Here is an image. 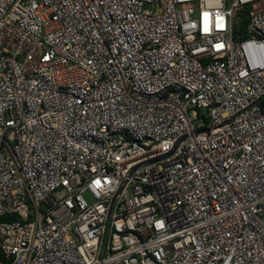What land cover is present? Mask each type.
I'll return each mask as SVG.
<instances>
[{
    "label": "built area",
    "instance_id": "2783aa9c",
    "mask_svg": "<svg viewBox=\"0 0 264 264\" xmlns=\"http://www.w3.org/2000/svg\"><path fill=\"white\" fill-rule=\"evenodd\" d=\"M263 97L264 0H0V253L264 264Z\"/></svg>",
    "mask_w": 264,
    "mask_h": 264
},
{
    "label": "trees",
    "instance_id": "16d2710c",
    "mask_svg": "<svg viewBox=\"0 0 264 264\" xmlns=\"http://www.w3.org/2000/svg\"><path fill=\"white\" fill-rule=\"evenodd\" d=\"M243 26H244L243 24H242V26H240V30L243 29ZM259 107H260L261 113L264 115V99L259 103ZM15 220H17V217L12 216V215H6V216L0 217V221H4V222H6V221L12 222ZM0 262L7 264L9 261H6L3 257V255L0 253Z\"/></svg>",
    "mask_w": 264,
    "mask_h": 264
},
{
    "label": "water",
    "instance_id": "95a60500",
    "mask_svg": "<svg viewBox=\"0 0 264 264\" xmlns=\"http://www.w3.org/2000/svg\"><path fill=\"white\" fill-rule=\"evenodd\" d=\"M263 99H264V97L260 101H262Z\"/></svg>",
    "mask_w": 264,
    "mask_h": 264
},
{
    "label": "rangeland",
    "instance_id": "374dc122",
    "mask_svg": "<svg viewBox=\"0 0 264 264\" xmlns=\"http://www.w3.org/2000/svg\"><path fill=\"white\" fill-rule=\"evenodd\" d=\"M146 8H147V6H146Z\"/></svg>",
    "mask_w": 264,
    "mask_h": 264
}]
</instances>
